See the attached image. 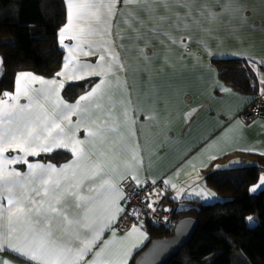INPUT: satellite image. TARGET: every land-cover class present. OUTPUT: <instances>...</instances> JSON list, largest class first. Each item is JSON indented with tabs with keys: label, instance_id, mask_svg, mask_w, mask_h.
I'll use <instances>...</instances> for the list:
<instances>
[{
	"label": "crops",
	"instance_id": "0c3cea01",
	"mask_svg": "<svg viewBox=\"0 0 264 264\" xmlns=\"http://www.w3.org/2000/svg\"><path fill=\"white\" fill-rule=\"evenodd\" d=\"M66 2L62 68L21 71L0 97V264H131L150 235L141 218L127 225V186L163 180L148 200L187 208L221 198L206 182L218 165L264 157V117L240 118L264 99V0H113L111 13L106 0ZM231 56L248 60L258 92L220 79L212 58ZM95 76L64 97L67 83ZM57 151L70 157L32 159ZM36 209L43 257L25 240Z\"/></svg>",
	"mask_w": 264,
	"mask_h": 264
},
{
	"label": "trees",
	"instance_id": "16d2710c",
	"mask_svg": "<svg viewBox=\"0 0 264 264\" xmlns=\"http://www.w3.org/2000/svg\"><path fill=\"white\" fill-rule=\"evenodd\" d=\"M67 21L66 0H0V56L3 59L0 97L15 89L21 71L56 75L64 63L66 51L60 41V30ZM212 61L220 79L233 89L242 93L259 91L258 80L246 58L214 57ZM98 81L99 77L95 76L69 82L63 95L67 100H76ZM69 157L68 153L57 151L32 159L61 163ZM259 159V164L209 172L207 184L221 196L216 201L187 208L170 201L174 206L171 226L144 221L151 242L171 236L177 222L185 216L198 219L199 226L192 240L167 264H264V189L251 192L264 171V157ZM131 223L127 221V225ZM148 244L131 264H135Z\"/></svg>",
	"mask_w": 264,
	"mask_h": 264
},
{
	"label": "built area",
	"instance_id": "2783aa9c",
	"mask_svg": "<svg viewBox=\"0 0 264 264\" xmlns=\"http://www.w3.org/2000/svg\"><path fill=\"white\" fill-rule=\"evenodd\" d=\"M258 117H264V99L258 96L240 113V118L246 122ZM165 187L163 180L158 182H147L142 185H131L125 188V218L132 221L139 218L150 220L153 223L170 226L173 224L172 203H167L168 198L160 201H149L148 193L157 187Z\"/></svg>",
	"mask_w": 264,
	"mask_h": 264
},
{
	"label": "water",
	"instance_id": "95a60500",
	"mask_svg": "<svg viewBox=\"0 0 264 264\" xmlns=\"http://www.w3.org/2000/svg\"><path fill=\"white\" fill-rule=\"evenodd\" d=\"M199 226L196 217L181 218L171 236L153 239L137 256L135 264H167L175 257L181 248L194 237Z\"/></svg>",
	"mask_w": 264,
	"mask_h": 264
},
{
	"label": "snow or ice",
	"instance_id": "6c2138e0",
	"mask_svg": "<svg viewBox=\"0 0 264 264\" xmlns=\"http://www.w3.org/2000/svg\"><path fill=\"white\" fill-rule=\"evenodd\" d=\"M112 2H113V0H106L109 13H111V4H112ZM124 2L125 3H129V2H132V0H124ZM139 2H141V3H147L148 0H139ZM100 4L101 5L105 4V0H100ZM96 6H97L96 4H85V5H83V7H85V8H88V7H96ZM96 19H97L98 22L104 23L105 28H107V26H108L107 25V21H101L99 15H97ZM64 31H65V29H61V35H63ZM5 42H7V41H5ZM213 55H218V54L217 53H214ZM96 87L99 88L100 85H97ZM93 91H95V89H93ZM91 94L92 93H89L88 95H91ZM85 98L86 97H81L80 99L83 100ZM61 131H63V130L61 129ZM49 148H50L49 145H45L43 150L44 151H47V150H49ZM222 154H226V153H222ZM241 163H243V162H241V161H230L228 165H218L217 168H231V167H233L235 165H238V164H241ZM31 167L32 166L29 165V168L30 169H31ZM37 167H40V166L37 165ZM48 167H52V166L49 165ZM261 185L264 186V177L261 178ZM36 191L38 192L39 190L37 189ZM196 195L203 196L205 199L209 198L207 195H205L203 193H196ZM211 195H215V194L212 193ZM11 196H12V193L9 191V197H11ZM2 198H3V195H2V193H0V199H2ZM127 198L128 197H125V199H127ZM9 203H11V199H9ZM52 211L55 212L56 209L53 208ZM42 215H44V214L39 209H36L35 210V217H31L30 220H29L30 226L28 228V231L25 234V240L27 241L28 239H32L33 240V244L36 247L39 248V254H40V256L43 257V256H47L48 255L50 241H49V243H46L45 242V237H43V236L40 237L39 240H37L36 237H35V235H33V233L36 232V226L40 225V223H41V220L39 219V217L42 216ZM248 219L251 220L252 218L249 217ZM98 236H99V231H97L95 233L94 239L95 238H98ZM6 250H11V251L15 252L21 258H27L29 260H32L33 259V257H25V254L17 252L16 249H7L6 248ZM86 250L87 249H85V250H79L80 251V255H83L84 254V251H86Z\"/></svg>",
	"mask_w": 264,
	"mask_h": 264
},
{
	"label": "rangeland",
	"instance_id": "374dc122",
	"mask_svg": "<svg viewBox=\"0 0 264 264\" xmlns=\"http://www.w3.org/2000/svg\"><path fill=\"white\" fill-rule=\"evenodd\" d=\"M262 177H264V171H263V173H262L261 178H262ZM261 178H260V180H259L256 184L252 185V187H251V192L258 193L260 190L264 189V186L261 185ZM206 182H207V179H206ZM223 198H224V197H223ZM168 201H169V202H167V203H171L169 199H168ZM214 201H216V200H214ZM207 203H210V202H207ZM173 213H174V209H173ZM172 216H174V215H172ZM173 223H174V218H173ZM163 226H164V225H163ZM170 226H171V225H170ZM167 227H168V226H167Z\"/></svg>",
	"mask_w": 264,
	"mask_h": 264
}]
</instances>
